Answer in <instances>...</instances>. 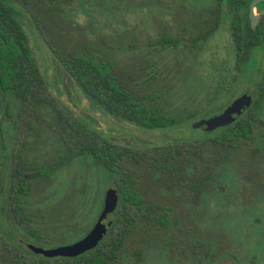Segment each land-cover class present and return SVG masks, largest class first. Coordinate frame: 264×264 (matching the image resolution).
<instances>
[{"label": "trees", "instance_id": "16d2710c", "mask_svg": "<svg viewBox=\"0 0 264 264\" xmlns=\"http://www.w3.org/2000/svg\"><path fill=\"white\" fill-rule=\"evenodd\" d=\"M87 1L89 5L82 10L84 13L99 19L100 23L105 19V13L110 14L109 26L122 24L125 28L131 25L132 17L136 18V15L128 16L133 12L146 16L155 8L158 13L161 10L163 15L154 17L161 27L158 37L148 38L141 48L142 72L145 69V74L137 81L121 66L119 57L129 54L132 48L119 51L118 56L111 44L109 49L104 47V42L102 46L93 43L69 47L54 37L51 32L53 22L46 14L58 4L71 5L74 0H0V115L7 113L9 95L21 101L13 121L16 150L5 175L6 189L1 193L5 196L10 220L23 226L31 220L26 198L31 195L34 182L50 178L69 159L88 155L107 170L109 176L118 179L117 215L101 242L76 257H46L13 241L14 235L7 239L0 235L2 257L9 264H118L119 252L139 222L159 225L163 232H171L173 224L179 223L177 210L170 204L151 202L142 194L139 184L145 176L143 170L160 172L169 187L177 184L183 189H191L190 194L198 198L207 181H216L209 164L205 169L208 172L206 178H200L194 184L189 179L201 169L198 162L205 163V157L217 152L229 162L225 160L221 170L230 179L229 185L245 182L244 170L234 173L233 165L244 166V157L243 151L231 143L227 126L219 132L203 129L202 136L135 147L104 135L91 122L74 115L58 100L41 70L30 46L26 21L29 19L55 59L97 107L145 129L189 127L198 119L218 113L217 102L222 100L224 93H213L217 80L214 67L228 56H220V46L215 43L220 42L221 49L226 50L224 43L251 39L247 37L245 27L251 0H209L199 8L186 9L183 5L181 12H177L180 6L172 8L168 4L163 7L158 0ZM97 12L103 17L94 15ZM170 14L179 19L173 34L170 33L173 28L164 21ZM147 16L151 20L150 15ZM101 25L108 23L105 21ZM225 35L229 41L222 42ZM243 84L237 82L241 87ZM227 102L220 103L226 105ZM46 111L56 118V129L66 148L55 159L41 163L26 156L24 150L28 133L35 128L34 121L43 119ZM234 146L238 152L233 151ZM226 163H233L232 169ZM219 186L222 192L226 188V185ZM185 215L187 213L183 211V230H176L183 235L178 241L183 243V264H198L202 243L211 259L213 241L196 237L198 226L191 222L184 224ZM185 225L190 226V230Z\"/></svg>", "mask_w": 264, "mask_h": 264}, {"label": "rangeland", "instance_id": "374dc122", "mask_svg": "<svg viewBox=\"0 0 264 264\" xmlns=\"http://www.w3.org/2000/svg\"><path fill=\"white\" fill-rule=\"evenodd\" d=\"M158 1L163 7L168 4L172 8L180 6L181 8H178L177 12H181L183 5L186 9L192 6L199 8L209 0ZM87 4L89 5L87 0H74L71 5L58 4L51 8L46 16L53 22L51 32L54 37L64 41L69 47L81 44L92 45L93 43L102 46V42H104L106 43L104 47L109 49L111 44L116 49L118 56L119 51L132 48L129 54L119 57L120 64L129 76L135 77L137 81L142 79L145 69L142 72L141 48L146 44L148 38L158 37L161 27L154 17L162 16L161 10L158 13L155 8L153 12L148 13L151 20L147 18V15L141 14V16L140 12L135 11L128 15H136V18L132 17L130 20L132 26L125 28L122 24L109 26L111 21L108 16L110 14L106 15L105 13V19L101 23L98 21L99 19L87 15L82 11L87 8ZM94 15L99 18L103 17L100 12ZM104 20L107 21V26L101 25L105 22ZM164 21L173 28L170 33H175L174 30L177 29L179 19L170 14V17ZM26 31L39 66L50 81L51 89L58 100L74 115L91 122L104 135L122 144L135 147L203 135L204 130L194 128L193 123L189 127L179 125L176 128L152 130L141 128L97 107L55 59L29 19L26 21ZM221 41L229 40L225 35ZM215 44L220 46V56H225V49H221V43ZM236 87V91L243 89L241 85ZM238 94V92L224 93L221 101L231 100ZM20 103L19 99L9 95L6 99L7 113L3 112L0 115V120H2L0 123V235L5 239L14 235L13 241L22 243L25 248L28 247V244L43 249H54L73 244L90 232L104 207L107 190L110 188L119 190L118 179L109 176V172L95 163L90 156H76L59 167L50 178L34 182L31 195L26 198L31 213L30 222L20 227L12 223L9 218V210L6 209L8 205H6L5 196L1 192L6 189L5 175L16 150L13 121L17 118V107ZM48 111L44 113L43 119L34 121L35 128L31 133H28L27 147L24 150L26 156L41 163L55 159L59 154L65 152L66 148L65 142L57 132L56 118ZM225 160L226 157L222 158V155L213 152L208 158L205 157V163L198 162L201 169L191 176L189 179L191 184L196 183L200 178L207 177L205 174L208 172H205V169L208 164L212 176L216 178L215 182L210 180L206 182V186H202L198 198L190 194L191 189H183L177 184L174 187H169L164 180L165 176L160 172L151 169L143 170L145 176L139 184L142 194L151 202L173 205L180 217L179 223H174L173 228H170L171 232L167 234L160 229L159 225L152 226L143 221L139 222L127 236L126 242L119 252L118 264H183V243L178 242L183 239V235L176 231L183 230V211L187 213L184 217V219L186 218L184 224L191 222V225L198 226L201 219L205 218V221L207 220L204 222L205 225L212 227L211 219L214 210L227 206L228 192L225 190L222 192L219 188V185L228 187L231 184L228 176H224L221 171ZM228 163H226L227 167L232 169L233 163ZM233 167L235 174L244 170V166L239 167L238 164H234ZM237 184L243 185L241 182ZM252 201L264 202L262 199H255L253 195ZM194 226L192 227L194 228ZM185 227L190 230V226L185 225ZM199 227L196 229L200 231ZM31 231H34V234ZM196 237L202 240L201 233ZM2 242L3 240L0 239V264H9L2 257Z\"/></svg>", "mask_w": 264, "mask_h": 264}, {"label": "flooded vegetation", "instance_id": "af4514ba", "mask_svg": "<svg viewBox=\"0 0 264 264\" xmlns=\"http://www.w3.org/2000/svg\"><path fill=\"white\" fill-rule=\"evenodd\" d=\"M256 9L263 11L264 1ZM245 27L251 39L224 43L228 58L215 64L213 93H239L226 105L218 100L215 115L244 94L250 96L249 105L233 122L211 130L219 132L226 126L230 129L231 143L243 151L245 182L225 188L227 206L214 210L211 228L205 225V218L199 222L202 241L211 238L214 246L210 259L202 243L198 264H264V202L252 201V195L264 200V13L252 28L248 11ZM237 82L244 83L241 91L235 90ZM233 149L238 152L236 146Z\"/></svg>", "mask_w": 264, "mask_h": 264}, {"label": "water", "instance_id": "95a60500", "mask_svg": "<svg viewBox=\"0 0 264 264\" xmlns=\"http://www.w3.org/2000/svg\"><path fill=\"white\" fill-rule=\"evenodd\" d=\"M264 0H253L250 4L249 18L252 28H255L263 11L257 12V4ZM250 96L244 94L235 99L221 114L212 115L208 118H201L193 123L194 128H202L211 131L219 126H223L233 122L237 116L242 113L249 105ZM118 210V191L117 189L110 188L106 192L104 207L90 230V232L81 240L62 247L54 249H43L32 244H28V248L35 253L42 254L46 257H76L92 248H95L105 235L109 232L113 225Z\"/></svg>", "mask_w": 264, "mask_h": 264}]
</instances>
